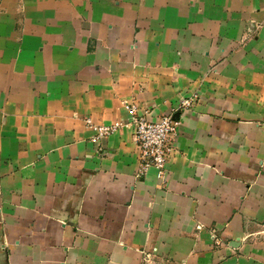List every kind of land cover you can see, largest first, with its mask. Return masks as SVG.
<instances>
[{"label": "crops", "instance_id": "0c3cea01", "mask_svg": "<svg viewBox=\"0 0 264 264\" xmlns=\"http://www.w3.org/2000/svg\"><path fill=\"white\" fill-rule=\"evenodd\" d=\"M0 264H264V0H0Z\"/></svg>", "mask_w": 264, "mask_h": 264}, {"label": "built area", "instance_id": "2783aa9c", "mask_svg": "<svg viewBox=\"0 0 264 264\" xmlns=\"http://www.w3.org/2000/svg\"><path fill=\"white\" fill-rule=\"evenodd\" d=\"M197 98V95L188 97L180 102V108H190ZM124 107L132 116L135 126V139L138 148L139 165L136 177L140 178L154 168L157 179L161 184H165L167 175L168 159L174 149L172 138L179 131L180 119L175 118L173 113L163 114L157 120L149 119L147 111L140 113L139 106L135 102L124 101ZM86 125L94 131L93 140L98 141L122 126V122L116 121L111 124L95 123L90 117L85 119ZM201 228V226H198ZM213 238L216 243L220 240L215 231ZM147 255V262L150 261ZM151 262V261H150Z\"/></svg>", "mask_w": 264, "mask_h": 264}, {"label": "rangeland", "instance_id": "374dc122", "mask_svg": "<svg viewBox=\"0 0 264 264\" xmlns=\"http://www.w3.org/2000/svg\"><path fill=\"white\" fill-rule=\"evenodd\" d=\"M252 24H253L252 30L247 29V35H249V36H250V34H251L250 31L254 32V31H256V29H258L259 27H261V23H258V22H255V21H252ZM194 95H197V98L199 97L198 94H194ZM194 95H192V96H194ZM189 97H191V96H189ZM186 98H188V97H185V98L181 99V101L184 100V99H186ZM197 98H196V100H197ZM196 100H195V102H196ZM181 101H180V102H181ZM180 102H179V104H180ZM179 104L177 105V109H179L178 107H180ZM193 105H194V104H193ZM193 105H192V106H193ZM192 106H191V107H192ZM191 107H190V108H191ZM190 108L184 109V107H182V108H180V110H178V111H187V110H189ZM200 226H201V225H200ZM213 232H214V231H213ZM215 233H216V231H215ZM214 241H215V239H214ZM215 243H216V241H215Z\"/></svg>", "mask_w": 264, "mask_h": 264}, {"label": "water", "instance_id": "95a60500", "mask_svg": "<svg viewBox=\"0 0 264 264\" xmlns=\"http://www.w3.org/2000/svg\"><path fill=\"white\" fill-rule=\"evenodd\" d=\"M176 116H177V115H175L174 117L177 118Z\"/></svg>", "mask_w": 264, "mask_h": 264}]
</instances>
